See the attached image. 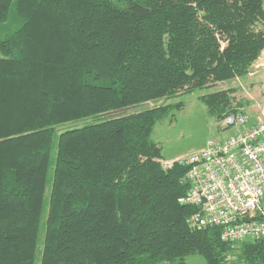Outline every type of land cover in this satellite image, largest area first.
Instances as JSON below:
<instances>
[{
	"label": "trees",
	"instance_id": "trees-1",
	"mask_svg": "<svg viewBox=\"0 0 264 264\" xmlns=\"http://www.w3.org/2000/svg\"><path fill=\"white\" fill-rule=\"evenodd\" d=\"M263 51L264 0H0V264H264V239L191 227L152 138L170 106L147 108ZM228 94L201 97L218 121Z\"/></svg>",
	"mask_w": 264,
	"mask_h": 264
},
{
	"label": "built area",
	"instance_id": "built-area-1",
	"mask_svg": "<svg viewBox=\"0 0 264 264\" xmlns=\"http://www.w3.org/2000/svg\"><path fill=\"white\" fill-rule=\"evenodd\" d=\"M235 133L224 141H209L206 148L174 162L188 169L182 203L198 209L189 223L194 229L218 227L225 243L264 239V113L254 123L241 114L224 120Z\"/></svg>",
	"mask_w": 264,
	"mask_h": 264
},
{
	"label": "rangeland",
	"instance_id": "rangeland-1",
	"mask_svg": "<svg viewBox=\"0 0 264 264\" xmlns=\"http://www.w3.org/2000/svg\"><path fill=\"white\" fill-rule=\"evenodd\" d=\"M221 91H226L233 99L232 107L236 110L233 114L245 115L254 123L263 120L264 51L252 72L243 79L148 105V109L170 106L167 114L157 122L152 136L156 143L162 145L165 160L187 158L205 149L209 141H224L233 136L235 130L226 129L223 123L229 115L218 121L201 101V97ZM179 105L183 106L180 110L176 107L179 108ZM83 125L84 123L67 124L59 128V132ZM187 264H206V261L202 256H191L187 259Z\"/></svg>",
	"mask_w": 264,
	"mask_h": 264
},
{
	"label": "crops",
	"instance_id": "crops-1",
	"mask_svg": "<svg viewBox=\"0 0 264 264\" xmlns=\"http://www.w3.org/2000/svg\"><path fill=\"white\" fill-rule=\"evenodd\" d=\"M158 144V143H157ZM159 146H161L162 147V145H160V144H158ZM178 159H172V160H165V158H164V161L165 162H174V161H177Z\"/></svg>",
	"mask_w": 264,
	"mask_h": 264
},
{
	"label": "bare ground",
	"instance_id": "bare-ground-1",
	"mask_svg": "<svg viewBox=\"0 0 264 264\" xmlns=\"http://www.w3.org/2000/svg\"><path fill=\"white\" fill-rule=\"evenodd\" d=\"M199 152V151H198ZM191 156V155H190Z\"/></svg>",
	"mask_w": 264,
	"mask_h": 264
}]
</instances>
